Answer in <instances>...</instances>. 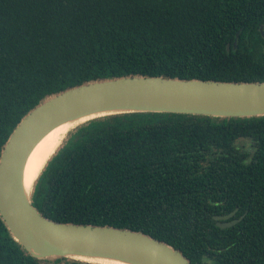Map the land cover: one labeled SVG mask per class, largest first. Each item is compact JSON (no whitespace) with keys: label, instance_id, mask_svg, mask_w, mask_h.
Listing matches in <instances>:
<instances>
[{"label":"trees","instance_id":"1","mask_svg":"<svg viewBox=\"0 0 264 264\" xmlns=\"http://www.w3.org/2000/svg\"><path fill=\"white\" fill-rule=\"evenodd\" d=\"M134 74L264 81V0H0V156L48 95ZM32 202L55 221L145 232L192 264H264V115L89 120L48 159ZM236 209L242 220L217 225ZM0 264L95 263L36 258L0 216Z\"/></svg>","mask_w":264,"mask_h":264},{"label":"water","instance_id":"2","mask_svg":"<svg viewBox=\"0 0 264 264\" xmlns=\"http://www.w3.org/2000/svg\"><path fill=\"white\" fill-rule=\"evenodd\" d=\"M133 112L262 116L264 81L134 74L92 80L45 97L14 128L0 156V216L13 238L32 256L39 259L67 257L95 264L105 263L83 258L104 256L136 264H192L173 245L142 231L48 218L32 202L38 177L30 192L23 187L25 161L33 146L53 126L69 118L87 116L72 126L71 131L92 119ZM237 211L214 215L217 225L222 228L235 225L244 217L228 220Z\"/></svg>","mask_w":264,"mask_h":264},{"label":"bare ground","instance_id":"3","mask_svg":"<svg viewBox=\"0 0 264 264\" xmlns=\"http://www.w3.org/2000/svg\"><path fill=\"white\" fill-rule=\"evenodd\" d=\"M86 118L87 116L82 118L73 117L59 122L49 129L33 146L25 161L22 173V183L26 192L31 191L35 179L38 177L48 159L61 144L62 139L69 129L77 122ZM83 259H89L91 261L102 262L105 264H136L131 261L104 256H93L92 259L85 257Z\"/></svg>","mask_w":264,"mask_h":264},{"label":"rangeland","instance_id":"4","mask_svg":"<svg viewBox=\"0 0 264 264\" xmlns=\"http://www.w3.org/2000/svg\"><path fill=\"white\" fill-rule=\"evenodd\" d=\"M71 131H72V130H71ZM69 133H70V131L64 136V138L62 139V142H61V144L59 145V147L65 142V140H66V138L68 137ZM59 147H58V148H59Z\"/></svg>","mask_w":264,"mask_h":264},{"label":"flooded vegetation","instance_id":"5","mask_svg":"<svg viewBox=\"0 0 264 264\" xmlns=\"http://www.w3.org/2000/svg\"><path fill=\"white\" fill-rule=\"evenodd\" d=\"M237 213V212H236ZM242 216V215H241ZM241 216H239V217H236V214L232 217V218H230V219H228V220H232V219H235V218H240ZM217 221V220H216Z\"/></svg>","mask_w":264,"mask_h":264}]
</instances>
